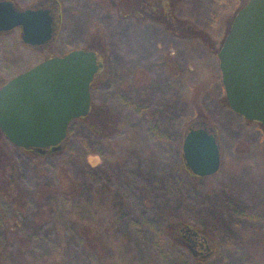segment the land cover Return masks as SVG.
I'll use <instances>...</instances> for the list:
<instances>
[{
	"label": "rangeland",
	"instance_id": "1",
	"mask_svg": "<svg viewBox=\"0 0 264 264\" xmlns=\"http://www.w3.org/2000/svg\"><path fill=\"white\" fill-rule=\"evenodd\" d=\"M58 1L48 46H25L18 30L0 35V87L87 47L104 68L91 84L93 113L72 121L58 147L33 153L0 138L1 263L264 264V137L224 104L217 59L124 18L118 0ZM232 2L187 0L181 11L209 27ZM199 122L216 131L221 153L219 172L206 178L182 159L184 135ZM87 223L96 226L92 245Z\"/></svg>",
	"mask_w": 264,
	"mask_h": 264
},
{
	"label": "water",
	"instance_id": "2",
	"mask_svg": "<svg viewBox=\"0 0 264 264\" xmlns=\"http://www.w3.org/2000/svg\"><path fill=\"white\" fill-rule=\"evenodd\" d=\"M15 29L20 30L22 43L31 48L48 46L55 38L48 10H18L12 2L0 1V33ZM218 58L229 108L264 128V0H248L238 11ZM101 68L94 51L79 49L48 58L6 82L0 88L3 136L24 150L58 147L70 123L89 115L91 84ZM182 159L195 177L217 174L221 153L216 131H187Z\"/></svg>",
	"mask_w": 264,
	"mask_h": 264
},
{
	"label": "flooded vegetation",
	"instance_id": "3",
	"mask_svg": "<svg viewBox=\"0 0 264 264\" xmlns=\"http://www.w3.org/2000/svg\"><path fill=\"white\" fill-rule=\"evenodd\" d=\"M0 1H9L12 2L14 7L18 10L25 9H44L48 10L51 17L53 18V32L54 37L56 34V17L55 13L59 11L61 5L58 0H36V2L31 3L28 7L20 9L14 2V0H0ZM230 1V0H228ZM233 0H231L232 2ZM187 0H118L113 3L114 7L121 12H126L128 18H132L137 21L139 25L149 26L150 28H155L160 30L168 39L175 40L178 42L182 41H191L198 43L205 48L207 54L214 56L218 61L219 68V58L218 54L224 43V40L230 30L232 22L238 13V11L245 6L248 0H238V4L233 8V2L231 5L227 6V11L225 12L223 6L218 8L216 11H213V18L210 21L209 27H199L193 22L191 23L181 11V8L186 4ZM217 26V27H216ZM216 29L218 31H216ZM20 32L19 29H15ZM215 30V31H214ZM12 30L11 32H13ZM0 33V35L9 34ZM98 58V62L102 64V68L99 70L102 71L104 68L103 61L99 58L97 52H95ZM172 53L170 56H173ZM98 72V73H99ZM5 84V83H4ZM3 84V85H4ZM2 85V86H3ZM1 86V87H2ZM91 91V88H90ZM92 103V99H91ZM91 110V109H90ZM249 122V121H248ZM206 122L196 123V126L190 127V129L205 128L207 130L213 131L209 126L207 127ZM261 129V136L264 137V128L256 124ZM3 134L0 131V137ZM4 137V136H3ZM264 143V139H263ZM53 148L44 149L37 151L35 149H29L27 151L33 153L47 152ZM264 153V151L262 150ZM184 163V162H183ZM185 167V166H184Z\"/></svg>",
	"mask_w": 264,
	"mask_h": 264
},
{
	"label": "trees",
	"instance_id": "4",
	"mask_svg": "<svg viewBox=\"0 0 264 264\" xmlns=\"http://www.w3.org/2000/svg\"><path fill=\"white\" fill-rule=\"evenodd\" d=\"M85 50L96 51L95 49L90 48V47H89V48L87 47ZM223 93H224V91H223ZM224 97H225V96H224ZM224 102H225L224 104H226V106L229 107L226 98H225ZM93 108H94V106L91 105V110H90L89 115H88L86 118H82L81 120H85V119H87L89 116H91V113H93V110H94ZM100 109H101V110L103 109V111H104L103 106H102ZM104 115H105V114H104ZM105 116H106V115H105ZM107 117H108V116H107ZM100 118H102V116H100ZM108 118H109V117H108ZM110 120H111V119H110ZM103 121H104V122H103V125H104L105 127L112 126V125H111L112 122L110 121V123H109V119H107V120H104V119H103ZM115 121H116V120H115ZM117 123H119V120L116 121V124H117ZM0 138H1V137H0ZM2 150H3V149H2ZM1 153H3V152H1ZM0 157H3L2 154H0ZM3 158H4V157H3ZM7 167H8V166H5L3 169L6 170ZM186 170H187V169H186ZM187 171H188V170H187ZM188 173H190V172L188 171ZM190 175H192V174L190 173ZM192 176H193V175H192ZM193 177H195V176H193ZM196 178H198V177H196ZM11 191H12V190H11ZM77 191H78V185L75 184V183H73L72 190H71V192H70V190H69V192L66 194V197L69 198V196H71V194H72V195L75 194V196H76ZM20 195H21V194H19V191L16 190V189H14V193H11L10 197L13 198L14 200H16ZM14 200H13V201H14ZM17 226H18V225H16V228H17ZM18 227H19V226H18ZM168 230H169V233H171V232L174 230V225H173V224L169 225V226H168ZM82 232H84L85 239L87 240V243H89V245H92L93 242H94V236L97 235V233H95V232H96V226H94V225H92V224H90V223H87V225L85 226V228L82 229ZM178 234L180 235V237L182 236V235H181V232H178ZM44 262H46V261H44ZM200 263H201V262H200ZM0 264H2V263H1V259H0Z\"/></svg>",
	"mask_w": 264,
	"mask_h": 264
}]
</instances>
